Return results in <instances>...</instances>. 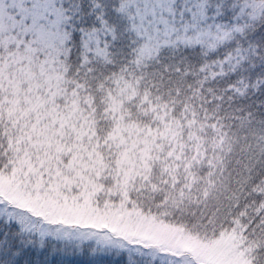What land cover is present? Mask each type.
Segmentation results:
<instances>
[{
  "label": "rangeland",
  "instance_id": "1",
  "mask_svg": "<svg viewBox=\"0 0 264 264\" xmlns=\"http://www.w3.org/2000/svg\"><path fill=\"white\" fill-rule=\"evenodd\" d=\"M263 14L264 0H0V258L15 229L26 249L43 252L54 243L53 256L67 258L64 264H264V245L256 249L262 230L244 235L226 226L228 196L215 211L219 185L197 187L200 178L193 176L199 165L221 172L231 156L255 160L261 152L246 145L260 149L264 140L251 138L241 119L224 135L238 140L242 154H222L220 138L208 143L213 152L194 158L198 140H205L181 136L185 129L165 120L158 107L166 89L178 105L206 106L199 95L203 80L196 74L200 85L192 92L184 76L167 75L154 88L155 104L146 95L155 73L146 65L159 47L204 43L217 53L233 30L244 29L245 16L254 23ZM226 17L232 22L222 25ZM106 34L109 43L138 41L128 64L127 50L111 52L115 41L106 44ZM115 64L122 66L111 69ZM141 65L143 74L130 73ZM102 96L104 105L96 104ZM134 107L154 119L133 118ZM102 114L117 117L102 120ZM250 129L259 132L261 124ZM157 171L170 190L151 213L142 192L157 186ZM196 204L200 208L192 209Z\"/></svg>",
  "mask_w": 264,
  "mask_h": 264
},
{
  "label": "trees",
  "instance_id": "2",
  "mask_svg": "<svg viewBox=\"0 0 264 264\" xmlns=\"http://www.w3.org/2000/svg\"><path fill=\"white\" fill-rule=\"evenodd\" d=\"M186 18L193 20L192 17L187 16ZM224 20L225 22H223L222 25L232 22V17H226ZM245 20L246 22L243 25L244 29L231 30L232 36L230 44L228 46L225 44L217 53L207 52L204 43L192 46H186V44L182 43H177L174 46H168L167 44L163 49L159 47L154 52V55L149 58L146 65L147 71L155 70V73L152 79L148 80L149 88L147 89V87H144L143 83L141 84V88L142 90L143 88L147 89V98L153 103L155 95L154 88L159 85V82H165L167 80V75L170 76L171 74L174 75L177 73V75L184 76V85L188 87L186 88L188 91L192 90L193 92L197 90L200 85L199 81L201 80H203L202 84L206 85V89H203L199 93L200 96L204 97L205 102L208 100L207 105L204 107H199L195 102L194 104H187V106L178 105V98L175 97L173 93H170L168 89L164 92L161 90L162 96L160 98V105H163L158 107L164 113L165 120L172 119V121L177 124V128L185 129L181 136H185L190 132L188 135H201L205 140H198V146H200V148L193 151L192 156L194 158H201L203 154L208 155L213 152L208 146V143L219 140L220 138L226 150V152L221 150L222 154H233L235 151L238 153L241 152V146L237 145L238 140L237 142H233L229 140L228 135H224L225 129L228 126L231 127L241 119L243 122L248 123V133H251V138L264 140V133L261 132L264 130V14L260 19L255 20L254 23L248 15L245 16ZM206 21H208V18ZM193 31L197 30L192 29L190 33ZM119 33L123 34L120 31ZM128 33L130 34V32ZM77 34L74 35V45H78L79 47L82 41L79 39V34L81 37L83 34L82 32ZM105 38H109V35L106 34ZM110 38L107 39L105 43L110 44L115 41L113 45H110L111 52H118L121 48L127 50L126 64H128L127 61L131 58L133 53L132 48L136 47L138 41L129 43V45L127 41L124 40H112L109 43ZM134 39L136 38L130 35L129 41H133ZM239 52L242 53V56H238ZM133 60L137 62V57L135 56ZM121 66V64H115L114 66L112 65L111 69H119ZM139 67L140 69H136L132 66L130 73L134 71L136 74H143L142 65ZM177 67L187 69L180 73L178 71L174 72ZM112 74L114 75L115 73L112 72ZM162 74L163 77L161 80L158 76ZM196 74L199 81L195 79ZM199 75H201L202 78L199 77ZM101 76L105 78L104 75ZM182 83L181 81L175 82L176 85ZM93 86L97 87L95 84L90 86L88 84L86 85L88 88H93ZM176 89L182 96V92L178 88ZM2 94H4V92L0 90V95ZM218 94L219 96L217 100H215L216 98H214V96ZM218 99L225 101L226 104L221 103L216 105L219 101ZM104 101L105 99L103 96L95 99V103L99 105H104ZM199 108H204V110ZM225 108H227L229 112L226 113L224 111ZM170 110L171 112H169ZM139 111L141 110L136 109V107L132 109L133 118L141 121H152V119H154V114L149 111ZM212 111L214 114H209ZM136 112L139 113L136 114ZM102 115L104 117L102 120L114 121L117 117L114 114L109 116L107 114ZM191 116H193L192 121L190 120ZM255 124H261V131L255 133L251 131L250 127H254ZM1 125L2 122L0 121V126ZM246 148L253 151L259 150L261 155L255 160L238 158L237 161L231 156L232 162L222 168L221 172L210 171L207 166H195L193 169V176H199L200 178L197 187L210 185L211 182L215 185H219L220 188H217L219 193L214 195L220 196H217L218 200H213L211 202V206H214L215 211H217L220 207L219 205H221L219 201L222 196L227 195L232 199L227 197L228 201L225 200V205L228 209L225 212L226 215L228 214L225 219L226 226L228 225L229 228H232L237 233L238 231L240 234L244 232V235L254 233L253 230L259 228L262 230V235H264V146L262 144L260 149H256L255 144L249 142ZM242 151L245 150L243 149ZM181 152L183 151L181 150ZM238 162H242L243 167L240 164L238 165ZM242 170L243 172H248V175L241 174L240 172ZM207 174L214 177L212 179H207ZM155 178L157 186H151L149 189L146 188L142 192V198L151 203L150 208H143L151 213H155L159 210L157 208L160 206L161 202L159 201L156 203L157 199L159 200V197H163L170 190L168 185L164 183L161 172L157 171ZM199 206V204H196L192 209L200 208ZM207 207L209 208L208 205ZM207 215L209 216V213ZM243 215L245 216L243 217ZM242 219L245 220V227L242 226L241 229H238L236 224H240ZM202 224H204V221H199L198 226H202ZM187 225L188 226H185L186 228H194L190 223H187ZM8 226H6V228ZM12 226L20 230L18 223H14ZM11 231H14L15 235L13 238L6 240L3 245L0 264H64V260H68L67 258H63V260L57 262V260L60 259L58 256H53L55 253L54 243L50 241L47 243V248L43 252H36L32 248L26 249L24 242H20L18 238L19 233L15 229ZM9 240L14 241H12L11 244L9 243L10 246H8ZM263 245L264 240H261L260 243L257 244L256 249L258 248L261 250ZM77 262L78 261L72 259L71 264H76ZM117 262V264L123 263L121 260Z\"/></svg>",
  "mask_w": 264,
  "mask_h": 264
}]
</instances>
